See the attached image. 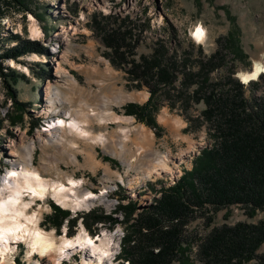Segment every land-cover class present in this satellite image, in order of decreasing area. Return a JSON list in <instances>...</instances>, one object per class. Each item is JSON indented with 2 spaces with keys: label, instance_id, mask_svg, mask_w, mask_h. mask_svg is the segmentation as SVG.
<instances>
[{
  "label": "rangeland",
  "instance_id": "374dc122",
  "mask_svg": "<svg viewBox=\"0 0 264 264\" xmlns=\"http://www.w3.org/2000/svg\"><path fill=\"white\" fill-rule=\"evenodd\" d=\"M28 6L33 12L14 8L8 11L0 23L4 46H15L18 42L12 38L16 35H20L23 40L32 41L30 51L17 59L5 60L7 66L18 71L17 83L9 80L8 84L15 90L17 100L27 103L26 111H22L20 105L18 108L4 77L0 76V182L12 162L19 158L21 147L34 142L33 164L41 169L44 177L56 179L58 174H70L85 178L83 186L95 194H102L103 190H107L103 196L108 204L102 203L90 210H79L78 213L71 209L60 226L54 221V205L58 204L52 198L46 199L45 204L36 201L33 209L49 205L48 209H43L41 226L46 230H53L57 238L65 234V228L68 236L77 234L81 224L91 235H98L104 229L118 231L116 236L119 237V248L115 259L120 264H130L122 253L130 223H135L139 211L155 205L165 188L176 185L185 170L192 169L194 158L203 148L213 146L218 141L215 136L218 133L217 119H208L206 111L209 105L204 94L212 91L218 92V95L226 93L232 88L228 81L230 74L236 75L241 82V78H238L241 71L252 70L255 59L264 60V0H28ZM31 16L35 17L41 27L42 35L39 37L31 34ZM124 21L123 30L129 29L133 34L130 39V44L134 45L131 47L133 53H127V61L115 64L112 48L104 43L103 37ZM200 23L208 29V39L205 43L196 44L191 32ZM232 30L237 34L241 54L226 41ZM160 43H164V63H177L173 84L159 86L155 80L144 83L143 80L133 79L130 72L133 61L141 62L143 57H152ZM39 48H43L46 53L36 51ZM216 53L221 55L215 59L216 68L209 71V84L204 93H198L203 83L199 74L202 66ZM34 54L39 57L32 60ZM59 61L64 73L56 74ZM187 73L195 75L188 84L185 80ZM255 81L259 82L258 86L253 84ZM244 84L248 100L264 98V73L257 80ZM156 85L159 89L152 99L149 115L158 128L147 124L146 120L141 121L135 114L125 112L131 102L139 105L147 103ZM50 86L54 90L59 88L63 93L61 101L57 103L63 109L77 108L82 100L97 103L101 96L147 92L148 98L144 101L134 98L123 104H111L116 113L133 117L129 123L87 125L94 133L104 132L109 138L119 130L120 124L129 125L131 131L128 146L131 154H134V167L129 169L122 158L101 145L90 147L102 162L98 168L84 165L86 156L83 152H78L77 163L71 161L64 155L61 142L54 140V143L43 146L37 140V135L43 132L42 135L45 136L50 132L48 118L60 116L70 120L62 113H46L45 109L49 107L45 98ZM162 115L166 116L167 121L160 119ZM175 118L181 120L179 127L172 125ZM141 124H144L146 131L141 129ZM159 132L160 135L157 134ZM143 139L145 145L141 143ZM140 145L143 148L138 153ZM147 152H151V155L144 160L143 156ZM158 153L168 155L170 165L175 171L176 168L181 170V176L180 173L174 176V172L154 174L149 179L142 178L149 164L148 159ZM42 164L54 165L56 169H44ZM174 177H178L175 183L172 180ZM171 181L173 184H169ZM133 193L136 199H132L139 203V209L128 222L125 211L116 212V208L119 203L131 202L129 196ZM211 209L208 204H204L203 209L198 208L185 228L186 235L190 237L191 250L185 253L190 257L189 264H203L198 252L200 240L213 227L234 225L240 221L256 223L264 219V210L249 217L242 206L233 205L211 212L214 220L208 224V215H211L208 211ZM91 213L112 214L117 221H89L87 224V215ZM72 219L76 221L74 225ZM26 251V246L18 244L17 252L9 264H18L19 258L22 264H53L49 256L42 257L39 254H35L32 262H29ZM259 252L264 253V243ZM64 260L66 264H82V252L78 251ZM173 264H184V254Z\"/></svg>",
  "mask_w": 264,
  "mask_h": 264
},
{
  "label": "trees",
  "instance_id": "16d2710c",
  "mask_svg": "<svg viewBox=\"0 0 264 264\" xmlns=\"http://www.w3.org/2000/svg\"><path fill=\"white\" fill-rule=\"evenodd\" d=\"M14 8L33 12L28 0H0V23L8 11ZM124 24L125 21L103 37L104 43L112 48L115 64L127 61V53H133L131 47L134 45L130 44L133 34L129 29L123 30ZM236 35L232 30L226 41L239 52ZM12 39L18 42L15 46H4L0 31V76L4 77L16 105L18 108L22 106L20 109L23 111L27 103L19 102L15 90L8 84L9 80L17 83L18 71L7 66L5 60L17 59L30 51L32 41L23 40L20 35ZM36 51L46 53L43 48ZM155 52L150 58L143 57L141 62L133 61V68L130 69L132 78L143 80L144 83L155 80L159 86L172 85L176 78L177 63H164V43H160ZM220 55L214 54L202 66L199 74L203 83L198 93H204L209 84V71L216 68L215 59ZM194 77L193 73H187L186 84ZM228 81L232 88L226 93L218 95V92L212 91L204 94L209 105L206 111L208 119H217V143L203 148L194 158L192 169L185 170L176 185L165 188L157 203L139 211L135 223H130L122 253L131 264H173L183 254L184 264H189L190 257L185 253L191 250L190 237L186 235L185 228L193 213L198 208L203 209L204 204L211 206L212 209L208 211L210 214L233 205L242 206L249 217L264 210V98L248 100L244 84L231 75ZM253 84L258 86L259 82ZM157 85L152 89L147 103L139 105L131 102L125 108L126 114H135L154 128L158 126L150 118L149 112L152 110V99L159 89ZM157 134L160 135V132ZM54 208V221L60 226L70 211L58 205H54ZM138 209L139 203L131 201L128 204L119 203L116 212L124 210L125 219L129 222ZM103 220L115 223L117 218L112 214L91 213L87 215L86 222ZM213 220V215H208V224ZM75 222L72 219L73 225ZM263 243L264 219L256 223L240 221L234 225L213 227L200 240L198 252L203 264H264V253L259 252ZM17 262L22 264L20 258Z\"/></svg>",
  "mask_w": 264,
  "mask_h": 264
},
{
  "label": "bare ground",
  "instance_id": "6f19581e",
  "mask_svg": "<svg viewBox=\"0 0 264 264\" xmlns=\"http://www.w3.org/2000/svg\"><path fill=\"white\" fill-rule=\"evenodd\" d=\"M31 20L33 21L30 29L31 34L36 37L41 36L42 30L35 17L31 16ZM206 33V28L200 23L193 34L198 41L204 42ZM91 45L93 46V44ZM38 57V54H34L31 59L35 60ZM12 62L15 64L14 61ZM254 62L252 70L240 72L239 76L244 83L257 80L264 73L263 58L255 59ZM62 68L59 61L56 74L64 73ZM49 89L45 98V101L48 102L47 107H49L45 109L46 113H62L70 120L64 117L60 118V116L48 119L47 125L50 132L45 136L42 135L43 132H39L37 135V140L43 146L54 143V140L61 142L64 147V155L71 161L77 163L79 161L78 152H83L86 156L84 165L98 168L102 162L96 158L90 147L101 145L109 148L112 154L122 158L129 169L134 167L132 159L134 154H131L128 146L131 131L129 125L120 124L119 130L111 138L104 132L94 133L87 125L96 123L99 126H108L115 122L129 123L133 117L116 113L111 108V104H123L126 100L134 98L144 101L148 98L147 92L118 93L113 97L101 96L97 103L82 100L77 108L63 109L57 104L63 97L61 90L59 88L54 90L51 86ZM160 119L167 121L165 115H162ZM180 124L182 123L179 118H175L172 122V125L176 127H179ZM140 127L146 131L144 124H141ZM110 142L112 145H109ZM142 148L139 146L137 151ZM34 149V142L24 144L19 152V158L12 162V166L1 177L0 264H9L13 260L20 242H23L27 247L26 256L29 262H32L35 254H39L42 257L49 256L53 264H62L63 259L70 258L74 253L81 251L82 264H120L115 259L119 248V237L116 236L118 231L110 232L104 229L98 235H91L88 229L81 224L77 234L68 236L65 228V234L57 238L53 230L49 231L41 226L43 209H48L49 205L33 209L36 201H42L45 204L46 199L52 198L57 204L70 208L74 212L90 210L99 204L107 203L103 196L107 190H103L102 194H95L91 189L83 186L86 182L85 178L70 174H58L56 179L44 177L41 169L33 164ZM150 155L151 153L147 152L143 156L144 160ZM167 156L158 153L149 158V164L142 178L149 179L154 174L174 173V167L170 165V158ZM49 167L56 169L54 165L42 164L44 169ZM131 182H129L130 186Z\"/></svg>",
  "mask_w": 264,
  "mask_h": 264
},
{
  "label": "built area",
  "instance_id": "2783aa9c",
  "mask_svg": "<svg viewBox=\"0 0 264 264\" xmlns=\"http://www.w3.org/2000/svg\"><path fill=\"white\" fill-rule=\"evenodd\" d=\"M198 25L199 24H197V25H195L194 27H193V30H192V32H191V35H192V37H193V40L195 41V43L197 44V43H204L205 41H207V39H208V37H207V35H208V29L206 28V26L203 24V26H205V28H206V31H207V33H206V36H205V41L204 42H200V41H198L197 39H196V37L194 36V30L198 27ZM196 27V28H195ZM195 28V29H194ZM233 78H236V75L234 76L233 75V73L232 74H230ZM238 78H239V75H238ZM237 79V78H236ZM175 175L174 176H176V175H178L179 173H180V175L179 176H181V174H182V172H181V170H179V169H177L176 168V171H175ZM172 180L174 181H171L169 184H173V183H175L177 180H178V177L176 178V177H174V178H172ZM173 182V183H172ZM132 196L130 197L129 196V199L131 200L132 199V197L134 198V193L133 194H131ZM134 199H136V198H134Z\"/></svg>",
  "mask_w": 264,
  "mask_h": 264
},
{
  "label": "crops",
  "instance_id": "0c3cea01",
  "mask_svg": "<svg viewBox=\"0 0 264 264\" xmlns=\"http://www.w3.org/2000/svg\"><path fill=\"white\" fill-rule=\"evenodd\" d=\"M141 143L145 145V140L143 139V141H142ZM140 146H142V145H140ZM142 147H143V146H142ZM150 153H151V152H150Z\"/></svg>",
  "mask_w": 264,
  "mask_h": 264
}]
</instances>
